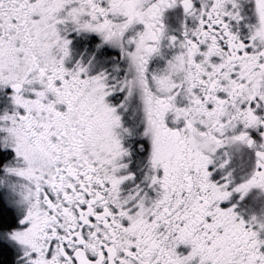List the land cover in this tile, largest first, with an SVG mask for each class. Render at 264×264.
Wrapping results in <instances>:
<instances>
[{"label": "snow or ice", "instance_id": "6c2138e0", "mask_svg": "<svg viewBox=\"0 0 264 264\" xmlns=\"http://www.w3.org/2000/svg\"><path fill=\"white\" fill-rule=\"evenodd\" d=\"M0 264H264V0H0Z\"/></svg>", "mask_w": 264, "mask_h": 264}]
</instances>
